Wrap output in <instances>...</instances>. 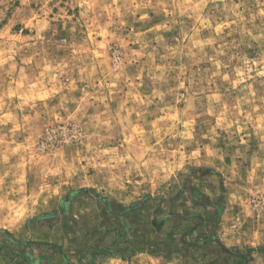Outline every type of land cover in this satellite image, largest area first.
Returning <instances> with one entry per match:
<instances>
[{
	"label": "clouds",
	"instance_id": "clouds-1",
	"mask_svg": "<svg viewBox=\"0 0 264 264\" xmlns=\"http://www.w3.org/2000/svg\"><path fill=\"white\" fill-rule=\"evenodd\" d=\"M237 160L250 162L246 178ZM187 165L214 169L240 205L214 243L264 264V216L241 195L264 192V0H0V229L18 231L69 189L127 206ZM204 192L218 197L219 181Z\"/></svg>",
	"mask_w": 264,
	"mask_h": 264
},
{
	"label": "rangeland",
	"instance_id": "rangeland-1",
	"mask_svg": "<svg viewBox=\"0 0 264 264\" xmlns=\"http://www.w3.org/2000/svg\"><path fill=\"white\" fill-rule=\"evenodd\" d=\"M174 35L178 33L166 34L169 39ZM66 36L61 31V37ZM51 134L45 133L42 142L54 148L55 141L46 140ZM220 147H224L223 141ZM256 148L253 136L247 155L251 156ZM36 151L43 153L45 148L38 146ZM227 151L225 165L233 163L235 146ZM237 163L241 176L246 178L250 162L237 160ZM186 167L188 174L179 173L176 177L179 183L146 192L127 206L94 188L69 189L59 202L52 201L49 207L42 208L18 231L0 229L21 242L12 244L6 234L0 233V264H32L19 254L23 249L34 264H105L110 256L119 257L125 264H144L146 257L138 256L139 253L160 258L161 264H167L174 255L186 257L185 264H191L197 257L206 258V264H249L252 250H231L218 241L214 243L215 226L226 209L229 215L241 211L239 204L229 206L230 186H225L223 176L214 169ZM217 181L220 195L210 198L204 189L214 191ZM241 195L249 202L253 219L264 216V192L252 186V191ZM251 223L248 220L244 229ZM26 242L33 243L25 248Z\"/></svg>",
	"mask_w": 264,
	"mask_h": 264
},
{
	"label": "trees",
	"instance_id": "trees-1",
	"mask_svg": "<svg viewBox=\"0 0 264 264\" xmlns=\"http://www.w3.org/2000/svg\"><path fill=\"white\" fill-rule=\"evenodd\" d=\"M0 233L6 234L8 236V238H10V243H12V244H19L20 243L21 244V242H18L16 240L15 236L13 234H11L10 232H7L6 230H0ZM31 243H33V242L24 243V247L25 248L30 247ZM19 254L23 258H25L27 261H29L30 263L34 264L33 262H31L32 261L31 256H30V254L28 252H26V250L23 249V251L19 252ZM30 259H31V261H30Z\"/></svg>",
	"mask_w": 264,
	"mask_h": 264
}]
</instances>
